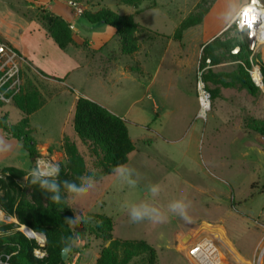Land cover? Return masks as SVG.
<instances>
[{"label":"rangeland","instance_id":"374dc122","mask_svg":"<svg viewBox=\"0 0 264 264\" xmlns=\"http://www.w3.org/2000/svg\"><path fill=\"white\" fill-rule=\"evenodd\" d=\"M28 1L0 0V26L6 28L11 22L17 39L32 48L35 46L29 42V34L16 29L21 12H26V7L29 9ZM90 1L92 10L107 8L119 15L130 14L137 24L147 27L137 31V42L140 39L149 42L155 32H170L176 19L174 13L187 8L185 6L183 10L174 0H154L153 8L149 1L143 2L141 7L147 3L150 8L138 11L117 0ZM187 3L190 5L189 1ZM229 27L222 29L219 37L225 39L224 34L232 37L234 42L239 41L241 33H235L233 26ZM149 28L155 31L154 34ZM30 33L35 41V34ZM185 45L186 58L182 53L181 61H169L168 52L180 51L179 44H167L162 38H156L147 48L149 50L142 53L143 68L133 67L127 78L112 70L111 77L107 75L102 84L87 83L88 89L102 96V102L126 122L135 150L125 165L134 169L131 180L135 183H129L114 172L98 181L92 180L93 187L83 193L67 196L69 205L75 210L74 238L63 264H95L98 252L106 242L96 235L95 219L88 216L92 213L111 218L114 238L147 241L156 251L157 264H191L182 250L183 241L197 236L214 239L220 264L256 263L261 225H264V143L260 138L264 134V88L251 95L239 82L225 76L239 65L228 53L223 57L220 54L221 58L215 63L210 62L208 67L220 75L215 78L219 82L204 83L213 92H210V109L205 118H201L196 88L199 57L196 59L193 54L196 51L193 44L186 41ZM114 47L116 42L112 40L106 49L113 50ZM163 54L166 55L164 60ZM250 55L251 52L247 56L248 64L253 63L260 70L264 66V45L259 46L251 58ZM124 57L126 62L131 59L130 63H134L132 57ZM125 58L117 59L111 69L119 68L118 64L125 63ZM22 75L24 83L42 89L44 101L29 115V127L33 140L49 147L35 145L38 156L30 161L21 144L5 138V131L0 126V194L3 192L1 182L7 176L1 172L4 166L13 165L27 173L39 158L63 165L65 154L58 145L60 128L64 126L67 135L76 137L71 120V95L64 97L65 94L59 91L48 93V82L36 80L27 67L22 68ZM20 117L11 101L0 106V120L6 125L15 124ZM78 151L86 168L93 170L88 151L81 144H78ZM24 177L16 180L18 186H24ZM152 185L160 187L156 196L149 191ZM177 199L190 202L188 219L169 210V203ZM141 202L154 204L165 219L162 222L148 219L131 222L127 206ZM0 212L2 223L18 225L13 215L6 214L1 208ZM21 225L17 226L19 231ZM129 264H143V261L135 258Z\"/></svg>","mask_w":264,"mask_h":264},{"label":"trees","instance_id":"16d2710c","mask_svg":"<svg viewBox=\"0 0 264 264\" xmlns=\"http://www.w3.org/2000/svg\"><path fill=\"white\" fill-rule=\"evenodd\" d=\"M119 1L135 7L142 1H149L150 6L155 5L154 0ZM214 1L199 0L193 11L180 22L172 36L173 39L181 40L185 29L200 24ZM82 14L90 24L101 23L111 26L120 43L122 54H131L138 49L136 33L146 28L137 24L132 15H119L107 8L93 11L84 9ZM35 18L45 27L47 34L58 48L64 50L73 42L70 24L60 16L47 12L42 7H37ZM234 32L237 33L235 28ZM222 35L226 38L223 39L218 35L202 46L199 66L202 67L205 64L206 58L215 63L221 56L228 53L239 66L233 73L225 76L239 82L249 94H256L260 88L254 85L247 72L251 63L249 65L247 60L250 51L247 48L246 36L241 33V41L234 42L232 37ZM236 45L239 46V51L237 54H232L230 50ZM260 72L264 88V66H261ZM219 75L207 68L201 78L204 83H217L219 81L215 78ZM205 87L209 93L213 92L206 85ZM43 99L37 87L23 83L20 93L10 100L11 105L19 110L20 119L11 126L0 120V126L4 129L6 137L20 140L30 161H34L38 152L30 134L29 115L42 105ZM2 105L3 102L0 101V106ZM71 120L76 138L73 139L66 133L61 137L60 146L65 154V162L60 165L61 172L57 177L58 181L69 180L79 184L81 181L78 178L86 174L90 175L93 181H98L105 175L114 173L117 166L126 164L129 155L135 150L134 143L128 135L125 120L89 98L78 96L75 99ZM78 144L88 151L92 158L93 170L86 168L85 161L78 151ZM1 172L7 173V176L5 181L1 182L3 192L0 194V208L6 214L13 215L18 225L23 224L35 232L44 234L46 256L41 260L35 258L32 255V249L36 246L34 239L19 231L17 224L1 221L0 254L10 255L9 261L12 264H63L61 250L74 238L72 222L75 218V210L67 201V196L71 193L62 188L61 200L53 201L50 199L51 193L43 192L38 186L28 181L24 182L23 187L16 184V180L26 176L28 172L13 167H4ZM26 189L28 192H25ZM88 216L95 219L94 230L97 237L106 242L101 246L95 264H129L135 258L141 259L143 264H157L156 251L147 241L137 238H114L110 217L96 213Z\"/></svg>","mask_w":264,"mask_h":264},{"label":"crops","instance_id":"0c3cea01","mask_svg":"<svg viewBox=\"0 0 264 264\" xmlns=\"http://www.w3.org/2000/svg\"><path fill=\"white\" fill-rule=\"evenodd\" d=\"M45 1L51 2L46 3L43 2V0H29L27 3L30 5L29 9L26 7V12H21L22 17H18L20 21H17V31L21 29L22 32L28 33L30 36H28L29 42L35 47L28 48L26 45H23L19 39H17L15 33L12 32L11 22L7 24L8 26L6 28L0 26V37L7 41L19 53L25 65H23V68L27 67L30 69L35 74V79L39 82H48V93L52 94L59 91V93L65 94L64 97H66L68 94L71 95L70 108L73 107L75 99L78 96H84L96 101L101 105H104L115 114L112 109L102 102L100 98L102 96H99L97 92L88 89L89 87H87V83L89 84L99 82L102 84V82L107 78V75L111 77L113 72H115V74H119L120 76L123 75L127 78L129 74L132 73L133 67L143 68V65L145 64L142 61V53H145L147 50H149L147 48L154 44L156 38H162L167 44L173 42L179 44L180 51H169L168 53L170 56L167 53V58L169 61H181V54H186L184 49L186 46V41L196 47V51H194L193 54H195V58L198 59L202 46L222 32V29H224L230 23L231 19L245 0H215L209 7L206 14L203 16L200 24L185 29L182 33L181 40L178 41L174 40L172 36L180 22L186 18L190 11H192L198 0H174L180 4L183 10L185 9V6L187 8L182 12H178L179 14L172 12L174 13V18L176 19H174L175 21L172 25V30L167 34L157 33L149 28V30L152 32L151 34H154L153 32H155L156 35H153L149 42H142L143 40L141 39L138 40V49L131 54H127L129 58L132 57L134 60L133 64L130 63L131 59H129V62H126V58L124 57L126 54H122L120 50V43L114 33V29L111 26L101 23H88L82 13H77L72 8L68 7L63 0H53L54 3L52 0ZM76 1H78V3L83 7V10L93 9L90 0ZM188 1L190 2V5L187 3ZM117 2L124 4L119 0H117ZM143 2L147 1H142L136 7L133 5L130 6H133L134 11L141 10V8H150L147 3L141 7ZM155 5L151 8L155 7ZM32 6H34L33 10H31ZM37 7H42L45 9V11L60 16L70 24L73 42L69 44L64 50L57 47L54 41L47 34L45 27L36 20L35 15L37 13ZM24 13L25 16H23ZM226 16L229 18L225 19ZM166 17L169 19L168 15H166ZM170 19L172 18L170 17ZM140 26L143 27V25ZM30 32L35 34V41L31 38V36L34 35ZM112 40L116 42V47H114L113 50L106 49L107 44ZM164 57H166V55L163 54V60ZM120 58H125V63H119V68L111 69V65ZM102 64L104 66H102ZM37 89L41 94H43L40 87H37ZM64 133L66 132L65 127L63 126L60 128L58 140L59 146L61 144V137ZM68 135L73 139L76 138L72 137L71 134ZM4 137L18 141L21 144L20 140L6 137L5 135ZM48 140L51 139L48 138ZM36 145L49 147L48 144L36 143ZM4 167H13L19 169L13 165H6ZM85 236L87 237V235Z\"/></svg>","mask_w":264,"mask_h":264},{"label":"built area","instance_id":"2783aa9c","mask_svg":"<svg viewBox=\"0 0 264 264\" xmlns=\"http://www.w3.org/2000/svg\"><path fill=\"white\" fill-rule=\"evenodd\" d=\"M65 4L72 8L77 13H82L83 7L76 0H65ZM253 7V13L248 17L247 7ZM264 17V2L262 0H247L244 2L233 18L231 19L229 26H233L238 33H242L246 36L247 48L251 52L249 58L252 57L256 49L261 46L263 39L259 37L264 33L260 31L259 27ZM261 28V27H260ZM239 46H234L231 49L232 54H237ZM210 60L205 59V64L199 66V60L197 64V98H198V116L205 118L207 112L210 109V93L205 88L202 81V73L209 67ZM22 58L19 53L8 42L0 38V101L7 103L13 96L20 93L23 87V75H22ZM249 77L255 86L262 88V75L257 65L251 63L247 69ZM46 159L47 158H39ZM38 159H36L37 161ZM35 161V163H36ZM1 213V212H0ZM22 227L27 231L22 230ZM20 230L33 238L36 246L32 249V255L37 259H44L46 256L45 236L42 233L35 232L30 228L21 225ZM184 255L191 262V264H220L219 250L217 244L211 236L194 237L190 241H183ZM10 255L0 254V264H12L9 261ZM255 264H264V225H261V239L258 243L257 258Z\"/></svg>","mask_w":264,"mask_h":264},{"label":"clouds","instance_id":"9594fccd","mask_svg":"<svg viewBox=\"0 0 264 264\" xmlns=\"http://www.w3.org/2000/svg\"><path fill=\"white\" fill-rule=\"evenodd\" d=\"M229 17H225L228 19ZM115 173L120 178L128 180L129 183H135L131 180L134 173V169L129 168L126 165H119L115 168ZM61 172V167L59 163L53 162L46 159H38L35 166L28 172L24 177L25 181H28L32 185H36L43 192L51 193L50 199L53 201L61 200V190L62 188L71 194L79 195L83 193L86 189L93 187L92 178L90 175H85L79 177L81 181L79 184L63 180L58 181ZM149 191L153 196H156L160 192L159 185L150 186ZM128 207V214L131 222L138 223L145 219L151 220L153 222H162L165 216L162 214L160 209L154 204L148 202H141L138 204H132ZM190 207V202L186 199H177L169 203L168 208L171 212L177 213L180 217L188 219V208Z\"/></svg>","mask_w":264,"mask_h":264},{"label":"bare ground","instance_id":"6f19581e","mask_svg":"<svg viewBox=\"0 0 264 264\" xmlns=\"http://www.w3.org/2000/svg\"><path fill=\"white\" fill-rule=\"evenodd\" d=\"M253 11L254 10H253V7L251 5L247 7L248 17L253 13ZM249 13H251V14H249ZM260 27H259L260 31H263V29H264V17L262 19V23H261ZM261 36H263V37H259V38H262L263 39V43H264V33ZM22 230L27 231V229H25L24 227H22Z\"/></svg>","mask_w":264,"mask_h":264},{"label":"water","instance_id":"95a60500","mask_svg":"<svg viewBox=\"0 0 264 264\" xmlns=\"http://www.w3.org/2000/svg\"><path fill=\"white\" fill-rule=\"evenodd\" d=\"M262 88H263V85H262ZM262 142L264 143V134L260 136ZM69 247L70 245L67 244L62 250H61V258L64 260L68 251H69Z\"/></svg>","mask_w":264,"mask_h":264}]
</instances>
